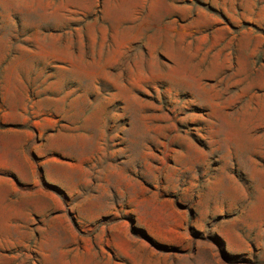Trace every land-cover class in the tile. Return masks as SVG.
<instances>
[{"label": "rangeland", "instance_id": "374dc122", "mask_svg": "<svg viewBox=\"0 0 264 264\" xmlns=\"http://www.w3.org/2000/svg\"><path fill=\"white\" fill-rule=\"evenodd\" d=\"M0 264H264V0H0Z\"/></svg>", "mask_w": 264, "mask_h": 264}]
</instances>
